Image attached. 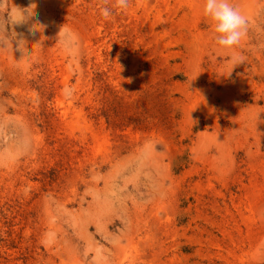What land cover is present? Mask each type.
<instances>
[{
  "label": "rangeland",
  "instance_id": "374dc122",
  "mask_svg": "<svg viewBox=\"0 0 264 264\" xmlns=\"http://www.w3.org/2000/svg\"><path fill=\"white\" fill-rule=\"evenodd\" d=\"M114 3L0 0V264H264V0Z\"/></svg>",
  "mask_w": 264,
  "mask_h": 264
},
{
  "label": "clouds",
  "instance_id": "9594fccd",
  "mask_svg": "<svg viewBox=\"0 0 264 264\" xmlns=\"http://www.w3.org/2000/svg\"><path fill=\"white\" fill-rule=\"evenodd\" d=\"M130 0H115L111 7L101 8L105 18L113 13L114 8L125 10ZM201 16L208 23L215 51H234L245 38L249 21L243 11L233 3V0H203ZM235 65L243 64L245 57L234 56Z\"/></svg>",
  "mask_w": 264,
  "mask_h": 264
}]
</instances>
